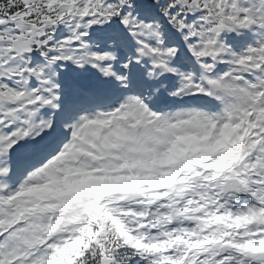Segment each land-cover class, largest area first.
Here are the masks:
<instances>
[{"label": "snow or ice", "instance_id": "6c2138e0", "mask_svg": "<svg viewBox=\"0 0 264 264\" xmlns=\"http://www.w3.org/2000/svg\"><path fill=\"white\" fill-rule=\"evenodd\" d=\"M0 264H264V0H0Z\"/></svg>", "mask_w": 264, "mask_h": 264}]
</instances>
